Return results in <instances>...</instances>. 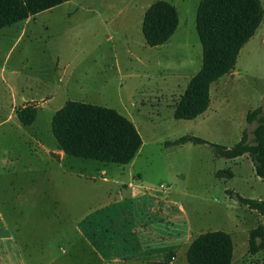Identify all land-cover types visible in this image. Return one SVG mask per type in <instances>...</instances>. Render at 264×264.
Segmentation results:
<instances>
[{
    "label": "rangeland",
    "instance_id": "obj_1",
    "mask_svg": "<svg viewBox=\"0 0 264 264\" xmlns=\"http://www.w3.org/2000/svg\"><path fill=\"white\" fill-rule=\"evenodd\" d=\"M153 1L68 0L0 28V211L23 264H188L193 237L216 229L231 235V264L264 259V251H247L248 231L263 216L225 191L264 198L249 156L174 143L198 136L229 147L243 129L252 136L245 114L264 109V15L234 67L210 84L207 109L177 119L175 104L201 64L199 0H167L177 27L149 46L141 21ZM67 100L130 117L142 139L131 163L59 151L50 120ZM26 105L36 112L27 125L16 114ZM130 188L137 191L107 202Z\"/></svg>",
    "mask_w": 264,
    "mask_h": 264
},
{
    "label": "trees",
    "instance_id": "obj_2",
    "mask_svg": "<svg viewBox=\"0 0 264 264\" xmlns=\"http://www.w3.org/2000/svg\"><path fill=\"white\" fill-rule=\"evenodd\" d=\"M65 1L68 0H0V28ZM263 15L260 0L198 1L195 29L202 48L201 64L175 104V118L192 119L207 109L210 84L234 67L240 48L255 33ZM177 24L175 5L167 0H154L144 10L141 21L146 44L165 43ZM35 113L32 105L16 109L18 119L26 125L33 121ZM245 120L255 123L252 136L249 138L243 129L239 140L229 147L198 136H181L174 143L187 140L208 143L217 157L235 158L246 154L254 173L264 180V109H249ZM50 129L57 148L64 154L103 162L129 163L142 144L136 126L127 116L112 107L78 100H67L53 113ZM215 175L220 176V172L216 171ZM225 191L263 216L262 222L248 231L247 251L251 254L264 251V198L244 197L230 189ZM232 257L233 240L221 229L198 233L186 249L188 264H231Z\"/></svg>",
    "mask_w": 264,
    "mask_h": 264
},
{
    "label": "crops",
    "instance_id": "obj_3",
    "mask_svg": "<svg viewBox=\"0 0 264 264\" xmlns=\"http://www.w3.org/2000/svg\"><path fill=\"white\" fill-rule=\"evenodd\" d=\"M128 118L131 121H133L130 117H128ZM59 151H61V150H59ZM102 170H106V168H104ZM105 178H106L105 176L102 177V179H105ZM116 182L117 181H115V183ZM121 191H123V192L125 191V193H123V195H119V198L109 199L107 202L111 205H114L115 202H117L121 199H125L126 195H129L130 192L131 193L136 192L137 189L134 190V189L130 188V189H126V190L124 189ZM138 191H140V190H138ZM3 214L4 213L2 211H0V264H23L21 242L17 237V233L15 231V228L11 227L10 225H6V220L4 219ZM124 227H126V226H124ZM129 231H131V230L127 229L126 231H120V232L125 234V233H128Z\"/></svg>",
    "mask_w": 264,
    "mask_h": 264
}]
</instances>
